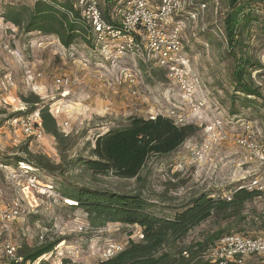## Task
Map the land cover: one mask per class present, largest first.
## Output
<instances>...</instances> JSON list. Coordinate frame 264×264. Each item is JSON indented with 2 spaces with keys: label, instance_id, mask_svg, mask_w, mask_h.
<instances>
[{
  "label": "rangeland",
  "instance_id": "374dc122",
  "mask_svg": "<svg viewBox=\"0 0 264 264\" xmlns=\"http://www.w3.org/2000/svg\"><path fill=\"white\" fill-rule=\"evenodd\" d=\"M115 1L106 7L105 0H100L101 10L108 11L109 19L115 18L113 7L124 0ZM184 1L187 13L175 20L182 21L185 52L193 62L201 87L195 98L204 104L199 110L198 123L211 122L210 112H214L223 121L225 136L212 142L203 127L196 126L195 134L175 153L149 158L138 179L124 180L112 175L91 178L80 172L79 167L71 169L67 163L77 156L87 158L98 135L126 126L129 118L147 119L153 111L165 113L173 107L181 117L190 118L191 107L178 97L176 89L169 90L161 71L130 58L111 66L87 36L78 35L66 47L55 36L26 33L23 27L33 2L0 0V209L14 208L17 204L24 210L9 224L2 242L18 250L55 244L53 251L35 264L40 261L97 264L124 248L129 239H139L141 230L137 226L109 223L93 228L86 213L62 197L65 189L85 185L126 195L140 194L152 213L171 217L193 197L206 193L211 198H223L241 178L249 180L253 175V166L236 138L241 135L243 124L250 123L257 140L264 142V4L250 9L258 22L246 36L249 37L247 54L258 64L257 70L251 72V79L260 88L263 99L244 103L242 96L233 95V59L220 33L227 0ZM190 1L204 4L205 8L200 11L194 5L187 9ZM11 12L22 15L21 28L4 19ZM123 67L133 70L136 81L133 85L123 82L120 74ZM27 72L40 76H33V82L28 84ZM59 78H68L69 83L55 85L54 80ZM34 96L40 99L39 106L47 108L53 116L59 132L68 136L65 147L60 149L49 135L30 140L13 133L10 120L23 116L16 114L29 108L24 99ZM25 151L45 156L60 168L48 173L17 162L26 158ZM262 212L264 197L249 203L244 214L248 222ZM227 226L228 223L215 225L213 220H208L191 230L183 244L201 241L207 233ZM235 229L229 233L264 236L262 230L237 233ZM10 263L0 258V264ZM242 264H264V256L247 257Z\"/></svg>",
  "mask_w": 264,
  "mask_h": 264
},
{
  "label": "trees",
  "instance_id": "16d2710c",
  "mask_svg": "<svg viewBox=\"0 0 264 264\" xmlns=\"http://www.w3.org/2000/svg\"><path fill=\"white\" fill-rule=\"evenodd\" d=\"M75 1L51 0L50 3H33L30 6L27 23L23 27L24 31L55 36L66 47L70 46L78 35L87 36L77 22L79 12L73 9ZM115 2L105 0L106 7ZM263 4L264 0H227V8L222 18V32L227 52L233 59L231 72L233 95L242 96L244 103L251 102L254 98L263 99L260 88L256 87L251 79V72L257 70L258 64L247 54L246 42L249 30L258 22L250 9ZM194 5L197 8L201 6L191 3L189 7L192 8ZM189 7L187 9H190ZM107 12L103 10L105 18ZM69 13L72 14L73 20L69 19ZM4 19L18 28L23 26V18L19 13H7ZM24 102L29 108L16 115L38 110L44 134L51 136L60 149L62 146L65 147L68 136L59 132L57 123L47 108L39 106L40 99L34 96L24 99ZM196 131V126H175L171 120L161 116L154 121L132 117L128 119L126 126L109 129L98 135L87 158L77 156L67 164L71 169L79 167L80 172L89 174L91 178L112 175L124 180L138 179L149 158L175 153ZM24 154L26 158H19L17 162L32 165L48 173L60 168L45 156L31 155L27 151ZM237 186V184L233 186L232 191L235 192L230 201L222 199L221 196L211 198L210 195L203 193L190 199L171 217L152 213L140 194L126 195L77 185L63 190L62 197L73 201L75 207L82 209L93 228H102L109 223L140 228V239L137 241L129 239L124 248L97 264H209L204 260V254L215 242L230 234L233 227L237 233L246 230L264 231V212L253 215L248 222L247 215L244 214L246 206L260 197V194L243 189L236 190ZM208 220H213L215 225L228 223V226L223 230L217 229L207 233L201 241L184 245L183 240L187 234ZM54 246L55 244H47L33 249L18 250L17 255L21 262L10 264H33L40 257L51 253ZM38 264L46 263L40 261Z\"/></svg>",
  "mask_w": 264,
  "mask_h": 264
},
{
  "label": "built area",
  "instance_id": "2783aa9c",
  "mask_svg": "<svg viewBox=\"0 0 264 264\" xmlns=\"http://www.w3.org/2000/svg\"><path fill=\"white\" fill-rule=\"evenodd\" d=\"M31 1L50 3L51 0ZM185 5L184 0H124L113 7L114 19L104 17L100 0H76L73 9L79 12L78 24L94 42L106 62L112 66L130 58L149 69L161 71L169 90L172 92L176 89L178 97L193 110L190 118L181 117L176 107H173L165 113L153 111L147 119L154 121L161 116L171 120L175 126H200L203 127L208 140L218 142L225 136L223 121L218 115L210 112L211 122L198 123L201 121L197 118L199 110L204 104L195 98L201 92V87L193 62L185 52L182 21L175 20L177 16L187 13ZM190 5L191 1L188 7ZM204 8L205 5H201L199 10ZM68 17L73 20L72 14L69 13ZM220 33L223 35L221 31ZM195 37L193 33L191 38ZM120 74L123 76V82L129 85L136 82L131 69L120 68ZM33 76L34 74L26 73L28 84L40 74H36L34 78ZM68 83V78L54 80L55 85ZM9 126L13 133H18L25 139L41 140L45 136L38 110L10 120ZM236 143L247 153L246 159L254 171L249 180L241 178L242 181L237 183L236 190L256 192L260 194L258 198L264 197V142L257 140L252 124L246 123L243 124V131L236 138ZM234 192H229L222 199L230 201ZM23 212L17 204L14 208L0 209V258L14 263L21 262L17 255L18 249L2 242V237L8 233L9 224ZM251 256H264V236L225 235L208 248L203 258L209 264H242L245 258Z\"/></svg>",
  "mask_w": 264,
  "mask_h": 264
},
{
  "label": "bare ground",
  "instance_id": "6f19581e",
  "mask_svg": "<svg viewBox=\"0 0 264 264\" xmlns=\"http://www.w3.org/2000/svg\"><path fill=\"white\" fill-rule=\"evenodd\" d=\"M67 203H69V204H74V202H73V201H71V200H68V199H67Z\"/></svg>",
  "mask_w": 264,
  "mask_h": 264
}]
</instances>
